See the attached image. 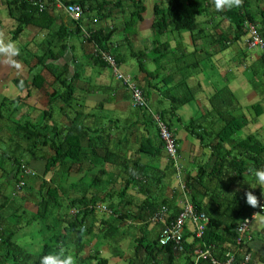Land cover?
Returning a JSON list of instances; mask_svg holds the SVG:
<instances>
[{"label": "crops", "instance_id": "crops-1", "mask_svg": "<svg viewBox=\"0 0 264 264\" xmlns=\"http://www.w3.org/2000/svg\"><path fill=\"white\" fill-rule=\"evenodd\" d=\"M60 1L78 4L79 0ZM86 1L89 4L78 21L72 20L63 7L50 2L45 14L36 13L19 30L18 16H28L11 0L0 2V33L19 48L14 58L18 67L0 58V103H8L0 117V144L4 143L0 146L3 227L23 248L29 245L39 249L52 234H65L69 226L64 217L72 212L71 208L59 210V227L49 223L42 227L35 221L41 190L51 185L58 189L62 205L70 199L89 196L96 199L97 206L111 210L107 213L95 208L85 217L84 227L89 232L83 235L81 245L76 244L75 235L68 233L66 247L77 252L81 261L95 250L98 257L108 259V264H128L136 255L149 264L153 262L150 254L159 264H183L185 255H169L157 245L161 222L151 221V215L145 220L136 219L131 211L122 220L117 214L127 212V202L166 207L167 218L177 214L188 197L181 187L186 176L196 175L198 166L204 164V212L221 224L224 251L234 249L235 226L250 215V241L245 249L250 254L248 264H264V210L257 207L245 214L250 207L246 204L241 211L240 203L246 191H252L260 202L264 197V188L255 187L254 177L248 174L249 167L264 168V153L255 162V151H251L255 143L259 144L256 149L264 147L262 50L249 47L245 31L237 32L224 15L226 9L217 11L214 4L207 13L198 15V32L167 29L157 35L152 23L154 2L159 0H141L144 11L131 28L126 23L134 10L133 0ZM99 6H103L104 17H97L94 7ZM260 8H264V0H250L252 12ZM101 28L114 30L105 51L114 57L120 71L133 77L152 110L165 111L179 146V174L159 147L153 119L131 105L128 89L112 69L92 57L94 44L84 40L82 29L90 32ZM35 74L42 78L37 82L40 87L32 84ZM60 78L72 80L70 107H65L60 97L50 103V93L64 89ZM221 88L232 94L228 111L238 125L222 144L216 135L225 116L221 117L210 103L211 96ZM172 98L182 100L174 114L169 109ZM50 108L51 115L44 116ZM75 113L78 125L86 129L79 143L86 147L92 142L82 169L67 172L59 161L46 170L47 159L54 153L49 136L25 138L13 121L37 125L45 117L43 122L64 129ZM203 118L204 146L185 127L190 120ZM40 132L50 135L52 131L44 128ZM16 161L34 170V174L24 175L26 185L13 194L14 182L21 175ZM136 170L139 173L131 179ZM83 182L87 184H80ZM230 222L233 229L227 233ZM184 238L188 243L193 241L189 222Z\"/></svg>", "mask_w": 264, "mask_h": 264}, {"label": "trees", "instance_id": "trees-1", "mask_svg": "<svg viewBox=\"0 0 264 264\" xmlns=\"http://www.w3.org/2000/svg\"><path fill=\"white\" fill-rule=\"evenodd\" d=\"M20 10H23V14L28 16H18L20 20V24L18 25L17 29H20V25L25 21H30V19L36 15V13H41L42 15L45 14V9L43 11H38L37 7L26 1V0H11ZM134 1V10L130 13V18L126 23L127 28L132 27L134 25V19L141 16L142 12L144 11V4L141 0H133ZM72 2V1H71ZM70 2V3H71ZM73 3V2H72ZM76 3L80 4L82 10L86 9L85 5H88L89 2L85 0H79ZM104 4L101 3V5ZM213 4V0H159L154 2L153 7V23L152 28L155 31V34L159 35L162 34L167 29L175 30V31H182V30H189L198 32L200 29V23L197 21V16L201 14H205L208 11V8ZM105 7V4H104ZM92 9V8H90ZM93 10V9H92ZM96 11L97 17H104L105 13L103 12V6L94 7ZM224 15L228 18L231 24L234 26V29L237 32H243L244 30V22L249 20L254 22L259 29L260 35L264 39V8H260L256 12H252L250 9V0H243V4L239 8L233 9H226ZM130 23V24H129ZM91 35L89 38L84 37L85 41L92 42L93 44H97L102 50H107L109 48V41L114 34L113 29H96L90 31ZM194 40V39H193ZM92 57H94L95 61L106 63L102 60L99 56L95 54L94 47L92 52ZM50 71L51 68L49 67ZM53 72V71H52ZM55 78H58L55 76ZM42 80L41 76L38 74L34 75L32 84L40 87L37 82ZM60 82L63 85L64 89L57 92L54 90L50 93V103L56 99V97H60L65 107L71 106V99L73 94V83L72 80L68 82L66 78H60ZM130 94V93H129ZM144 94V93H143ZM145 96V95H144ZM147 100V99H146ZM148 102V100H147ZM182 102V100H175L172 98L171 105H170V112L172 114L175 113L178 104ZM232 102V94L227 88H221L215 94H213L210 98V103L212 104L215 111L219 113V115L225 116L224 124L220 128L219 132L217 133L216 137H218V141L220 144L222 142L229 139L231 134L234 132V129L238 128V125L233 122V117L230 116L228 111V103ZM8 104L7 101H3L0 103V117H3L2 110L3 106ZM149 104V102H148ZM134 108L141 109L145 111L149 117L150 114L144 107L140 106H133ZM150 107V105H149ZM151 108V107H150ZM155 111V110H153ZM46 113L44 116L51 115V108L45 111ZM160 112L161 118L165 121L168 128L169 124L167 122V117L164 110L158 111ZM6 119V118H5ZM45 117L42 119L37 125H32L31 122H15L16 127L24 133L25 138H38V137H48L49 136V144L53 147L54 153L50 159H47L46 162V170L54 167L59 161H61V165L63 169L67 172L72 171H80L83 166V162L85 161L88 152V147L90 148L92 142H89V145L83 147L79 141L80 136L86 133V129L82 127V125H78V119L76 113L73 118L69 120V126H65L64 129L59 127L58 125L50 126L48 123L43 122ZM59 127V128H58ZM187 131L192 133L194 136L200 139L201 145L204 146V118L202 119H192L188 122L185 126ZM47 129L52 131L49 135L48 133H44V135L40 132L41 129ZM172 131V130H171ZM158 133V130H157ZM159 136V135H158ZM45 140V139H44ZM47 140V138H46ZM177 141V140H176ZM255 143V142H254ZM246 144V143H245ZM36 146V145H35ZM32 147L33 149L35 148ZM159 147H162V141H159ZM158 146L155 147V150L159 149ZM259 144L251 145V151H255V162H257L258 157L260 154L264 153V147L258 148ZM215 148V147H214ZM143 146L141 147V150ZM220 152V151H219ZM222 157V156H221ZM23 163L16 161L15 167L20 170V166ZM134 169V168H133ZM139 171H134L130 178H134V174H138ZM204 164H200L198 166V171L196 175L186 176L184 180V191L185 194L188 196V199L192 202L194 207L198 211H204V188L206 187L204 184ZM21 179L18 177L13 185V194L21 191L24 186L26 185L25 179L24 185L16 190L15 184ZM41 199L37 203V217L40 219L46 217L49 213V210L53 207L60 208L62 206L60 193H58V189L55 186L51 185H44L42 188ZM242 204L241 211L245 210L246 202L245 199L240 201ZM126 210L127 212H123L121 214H117V217L121 220L124 219L129 215V212H133L132 216L136 219L145 220L150 215H152L156 210V204L151 202H141L140 204H133L132 202H127ZM68 209H72V212L68 214V216L64 217L65 221L68 222V229L66 230L65 234L54 233L51 237L48 238V241L44 242L43 245L36 251H28L25 248L21 247L19 244L15 242L13 239V233L8 231L6 228L3 227L2 219L0 216V264H39L40 257L50 251H53L57 248L58 245H63L66 249V238L68 236H74V240L76 244L81 245L83 235L89 232L88 228L84 227V219L87 215H91L95 208H96V199L90 198L89 196H82L70 199L69 203L66 205ZM94 206V207H93ZM250 207V206H249ZM255 208L250 207V210H246L245 214L251 213ZM135 210V211H134ZM72 213V214H71ZM179 213V212H178ZM177 213V214H178ZM244 214V212H241ZM177 214H171L170 217L167 218L166 221L174 218ZM221 224H219L218 220L209 216V223L205 228L202 237L199 239H195L192 242L188 243L184 240V251H177L174 249L172 244H166L160 246V250L166 251L169 255H176L182 254L185 255V261L183 264H194V256H193V248L195 247L196 243L202 245V241L206 245H211L212 247V254L214 257L222 259L224 258V249H223V240H224V232L220 229ZM233 223L230 222L228 225L227 233H231L233 229ZM109 232L107 233V235ZM113 234V233H112ZM66 235V236H65ZM233 235L235 237V231H233ZM155 243V242H153ZM156 243L158 245L157 239ZM140 244V243H139ZM235 244V243H234ZM159 246V245H158ZM136 249L139 247L135 246ZM76 258V264H108V259L104 257H98L97 252L95 250L89 251L87 255V260L83 259L82 261L78 256L77 252L70 251ZM153 262L149 264H159L155 261L154 255L150 254ZM139 255H136L132 261L128 264L132 263H142L144 264L143 259L140 258ZM91 260V262H90ZM89 261V262H88ZM196 264H211L210 260L207 258H199Z\"/></svg>", "mask_w": 264, "mask_h": 264}, {"label": "built area", "instance_id": "built-area-1", "mask_svg": "<svg viewBox=\"0 0 264 264\" xmlns=\"http://www.w3.org/2000/svg\"><path fill=\"white\" fill-rule=\"evenodd\" d=\"M2 0H0L1 2ZM34 4L38 11H43L48 3H53L56 6L63 7L66 14L74 21H78L82 12V8L78 4L69 3L65 4L60 0H26ZM244 30L247 34V42L249 47L260 48L264 54V39L260 35L258 26L249 20L244 22ZM84 36L89 38L90 32L86 29H82ZM94 51L97 56L106 62V64L112 69L115 77L120 80L124 86L128 89L130 93V100L132 106H140L146 108L149 112L151 118L156 124L158 135L162 141L163 150L168 157V159L176 167V173L180 172V165L178 163L179 149L176 137L173 132L168 128L165 121L161 118L160 112L153 111L143 94L142 89L135 82L130 74L123 73L120 71L117 62L114 57L102 50L97 44H94ZM21 179L15 184V189L18 190L24 185V180L22 177L24 175L34 174V170L29 168L25 164L20 166ZM182 189H184V184H182ZM262 206L258 208L259 211L264 210V197L261 202ZM94 207V206H93ZM104 212L111 213V210L104 206H96ZM150 220L153 222H161L162 227L159 231L157 242L159 246L166 244H172L175 250L184 251V236L186 224L189 222L192 226V239H199L209 223V217L204 211H198L188 197L183 202L181 210L179 213L169 221L167 220V208H158L151 216ZM251 225V216L247 215L241 218V221L235 226V247L234 249L227 250L224 253V258L219 259L214 257L212 254V247L210 244L206 245L202 241V245L196 243L193 248L194 264L197 263L199 258L209 259L211 264H248L250 259V254L246 252L245 249L249 246L250 235L249 229ZM240 252L238 256L237 253Z\"/></svg>", "mask_w": 264, "mask_h": 264}, {"label": "clouds", "instance_id": "clouds-1", "mask_svg": "<svg viewBox=\"0 0 264 264\" xmlns=\"http://www.w3.org/2000/svg\"><path fill=\"white\" fill-rule=\"evenodd\" d=\"M215 10L224 11L225 9L239 8L243 4V0H213ZM19 55V48L12 41H6L3 34L0 33V58L3 62L14 67H18L15 63V57ZM248 174L255 179V187L264 188V168L249 167ZM251 187V188H255ZM264 196V193H261ZM245 202L252 208L261 207L260 200L252 191L245 192ZM39 264H76L75 256L63 245H58L53 251H50L40 257Z\"/></svg>", "mask_w": 264, "mask_h": 264}, {"label": "rangeland", "instance_id": "rangeland-1", "mask_svg": "<svg viewBox=\"0 0 264 264\" xmlns=\"http://www.w3.org/2000/svg\"><path fill=\"white\" fill-rule=\"evenodd\" d=\"M208 18V17H207ZM201 19V17H199V16H197V20H200ZM205 22H204V26H205ZM201 26H202V24H201ZM0 146L1 147H3L4 146V143L2 142L1 144H0ZM172 163V162H171ZM178 177H179V175H178ZM83 180V179H82ZM84 183V182H83ZM83 183H80V184H82V185H86L87 184V182H85L84 184ZM12 187V186H11ZM69 192V191H68ZM9 194V193H8ZM41 199V197H39V200ZM62 203V202H61ZM61 209V211H67V206L66 205H62V208H57V207H53V208H51L50 210H49V213H51V214H49V215H47L46 217H44V218H37V216H36V214H35V221L36 222H38V224L40 225V226H42V227H44V226H46L47 225V223H49V224H52L54 227L55 226H57L58 225V227H59V218H58V212H59V210ZM36 224V223H35ZM34 224V225H35ZM103 237V236H102ZM24 246V245H23ZM25 247V249L26 250H28V251H32V252H36L38 249H33L31 246H29V245H27V246H24ZM118 252L120 251L119 249L117 250ZM86 264H87V262H86Z\"/></svg>", "mask_w": 264, "mask_h": 264}]
</instances>
